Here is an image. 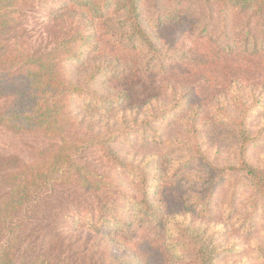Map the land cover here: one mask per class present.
Here are the masks:
<instances>
[{
  "label": "trees",
  "instance_id": "trees-1",
  "mask_svg": "<svg viewBox=\"0 0 264 264\" xmlns=\"http://www.w3.org/2000/svg\"><path fill=\"white\" fill-rule=\"evenodd\" d=\"M190 1L219 4L224 25L232 32L231 42L211 52L206 42L214 32L205 27L194 42L197 48L193 57L173 63L180 70L179 78L191 74L198 87L180 89L172 108L160 116L143 108L142 115L138 113L143 125L131 127L132 136L159 140L157 128L181 118L188 125L186 134L193 145L179 159L174 149H168L145 163L126 160L114 147L126 131L111 119L127 111L129 93L119 91L105 97L69 76L71 69H85L99 60L93 67L92 83L100 80L106 87L115 82L137 92L141 86L135 84L137 70L154 72L153 60L162 57L149 30V18L142 11V0H0V129L36 134L52 142L46 148H33L29 163L17 155H0V264H57L51 260L56 250L52 238L47 239V253L43 255L21 253V246L33 223L31 215L51 191L59 188L82 193L85 201L70 209L71 228L98 236L110 248L116 246V233L135 227L159 230L161 235L156 239L142 238L145 264H228L227 259L237 252L210 246L203 214L211 216L215 185L224 183L219 180L225 171L215 175L218 160L211 159L203 141L199 110L188 114L196 109V92L212 95L222 90L235 68L240 70L237 66L253 58L258 57V65L264 64V0ZM33 8L49 10L51 49L32 51L27 46L22 20L27 9ZM191 11L178 4L154 24L159 29L183 24L196 28L198 14ZM102 35L110 37V51L102 47ZM169 64L160 63L159 73L168 74ZM143 92L145 86L139 90ZM152 115L155 119L149 120ZM246 115L224 111L215 125L221 139L233 147L237 170L249 178L258 194V210L264 214V168L250 164L248 158L250 147L263 145L264 138L252 135ZM122 121L127 123L125 117ZM162 138L156 144H161ZM87 154L96 158L101 169L85 161ZM202 169L216 177L196 173ZM204 186L210 189L207 196L201 195ZM171 194L177 196L179 208L173 214L160 202L161 197L167 199ZM236 195L234 192L232 198ZM248 222L252 224L253 215L233 223L248 235ZM262 234L263 241L257 244L258 264H264V230ZM243 260L239 264H248ZM141 262L137 260V264Z\"/></svg>",
  "mask_w": 264,
  "mask_h": 264
},
{
  "label": "rangeland",
  "instance_id": "rangeland-1",
  "mask_svg": "<svg viewBox=\"0 0 264 264\" xmlns=\"http://www.w3.org/2000/svg\"><path fill=\"white\" fill-rule=\"evenodd\" d=\"M178 4L191 9V12L197 11L199 18L197 29L191 28L189 24H183L179 28H157L158 24H154V21L159 17H167L169 11ZM142 11L149 18L151 23L149 30L153 31V37L158 42L162 57H156L153 60L154 72H140L142 68L137 70L135 84L141 85L137 87V92H131V88L115 82L106 87L100 80L92 83L90 80L94 71L93 67L99 60L94 61L85 69H71L69 76L72 81L105 97H113L119 91L129 93L130 106L127 111L125 110L117 118L111 119L112 121L117 120L121 128L126 131L123 136L119 135L118 141L114 145L126 160L148 163L151 158L161 156L168 149H174L175 158L179 159L184 156L186 149H190L193 145L192 140L186 134L188 125L183 123L181 118H173L169 125L163 124L157 128V131L161 133L158 137L160 139L163 137L161 144H156L160 139L156 140L155 137L153 141L144 135L141 136V139H136L135 136H132L134 128L131 127L143 125L139 121L141 119L138 118V113L141 114L143 108L160 116L163 110L172 108L180 89L184 91L188 87H198L197 79L191 74L179 78L177 73H180V70L174 68L173 63L182 57L186 59L193 57V52L197 48L194 42L201 29L209 27L214 32L206 42L211 52H217V49L225 46V43H230L232 32L224 25L221 6L215 3L200 5L190 0H162L161 2L142 0ZM22 22L28 48L36 51L48 50L53 47V36L48 31V9H27ZM240 26H244V23H241ZM230 27L235 28V25H230ZM109 41L108 35L101 36L102 47L108 51H110ZM257 58L237 66L241 67L240 70L235 68V73L231 74L230 83L222 90L212 95L196 92V102L194 103L196 109H192L188 114L192 116L194 111L198 112L199 110L203 141L209 147L211 159L217 158L218 160L216 164L218 167L214 169L215 175L218 171H225L223 178L219 180L224 183L215 185L213 203L209 209L211 216L203 214L205 217L203 224L207 236L211 238L210 246H217L220 251L229 249L237 251L227 259L228 264H239L242 257H244L243 261H247L248 264H258L257 244L263 241L264 214L258 210V194L253 190L249 178L244 172L237 170L239 164L232 156L233 147L221 139L220 130L215 122L218 115L224 111H231L236 115L244 113L247 114L252 135L258 139L264 138V89L262 86L264 85L262 82L264 64L258 65ZM104 59L101 58L100 61ZM160 63L169 64V73L165 76L159 73ZM142 86H145V92L139 93ZM156 116L152 115L149 120L155 119ZM122 117L126 118V124L123 123ZM186 118L189 120L188 116ZM129 124L131 126H128ZM51 143L40 135L15 134L0 129V155H17L24 162L32 161L31 150L33 148H46ZM248 158L250 164L264 168V144L259 147L252 145ZM84 159L101 169V164L95 162L96 158L91 154L85 155ZM228 167H232L234 170H230ZM196 173H201L202 177H216L208 176L206 169H202L200 172L196 171ZM209 190V186L202 187L201 195L207 196ZM234 192H237L235 199L232 198ZM82 199V193L71 188H59L51 191L36 213L31 215L33 223L21 246V253L29 251L31 254H46L47 239L52 238L56 250L53 252L51 260L57 264H137L138 259L143 261L140 264H145L141 246L142 238L156 239L161 235V232L149 227H135L127 233H116V246L110 248L98 236L95 237L86 231L76 232L68 224V219L72 216L70 209L82 205L85 202ZM108 199L111 198L108 197ZM160 202L165 211H171L170 214L179 211L177 196L174 194H171L167 199L166 196L161 197ZM250 215H253V222L252 224L247 223L248 235H246L245 230L233 222L237 218L247 220ZM192 256L193 254H190V258ZM120 259L122 262L118 261Z\"/></svg>",
  "mask_w": 264,
  "mask_h": 264
}]
</instances>
